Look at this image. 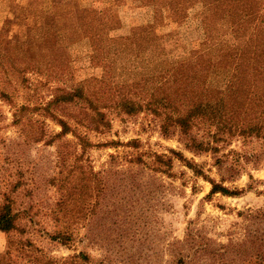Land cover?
<instances>
[{
    "label": "rangeland",
    "instance_id": "1",
    "mask_svg": "<svg viewBox=\"0 0 264 264\" xmlns=\"http://www.w3.org/2000/svg\"><path fill=\"white\" fill-rule=\"evenodd\" d=\"M52 1L86 31L114 14V37L156 20L146 0H0V217L8 205L19 214L18 228L0 230V258L12 245L11 264H264L263 139L233 137L221 149L227 160L219 168L211 152L187 148L173 130L164 135L155 114L117 109L108 110L111 127L104 132L87 130L62 111L88 133L93 145L86 149L72 133L52 138L61 126L39 108L53 86L66 83L53 80L45 66L32 70L27 60L16 61L17 40L27 34L23 10ZM193 4L184 20L165 13L156 26L172 34L180 51L204 38L202 8ZM89 49L85 40L70 48L66 77L74 84L101 73ZM194 167L246 190L210 194V181ZM60 231L71 239L51 237Z\"/></svg>",
    "mask_w": 264,
    "mask_h": 264
},
{
    "label": "trees",
    "instance_id": "2",
    "mask_svg": "<svg viewBox=\"0 0 264 264\" xmlns=\"http://www.w3.org/2000/svg\"><path fill=\"white\" fill-rule=\"evenodd\" d=\"M194 2L202 8L204 38L180 51L172 34H160L156 26L165 13L175 22L184 20ZM33 4L19 17L27 34L17 40L16 61L27 60L32 70L45 66L53 80L66 83L53 86L52 98L39 108L61 126L52 138L72 133L86 149L93 145L88 133L80 132L62 111L78 116L77 123L87 130L104 132L111 127L108 110L117 109L130 115L142 110L155 114L164 135L177 132L187 148L211 152L219 168L227 160L221 149L233 137L264 141V0H146L155 6V23L121 37L109 34L119 20L114 14L100 16L96 28L86 31L79 19L60 13L54 1L49 7ZM83 40L89 43L91 64L101 73L74 84L66 77L70 48ZM170 41L176 46H169ZM72 105L76 110L68 111ZM194 170L210 181V194L238 195L246 190L232 189ZM18 219L8 205L0 230L18 228ZM51 237L67 242L72 233L60 231ZM11 248L0 264L12 263Z\"/></svg>",
    "mask_w": 264,
    "mask_h": 264
}]
</instances>
